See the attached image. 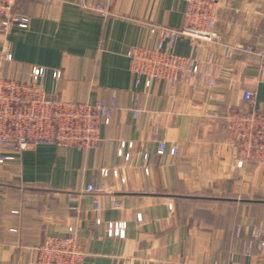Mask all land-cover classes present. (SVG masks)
Returning <instances> with one entry per match:
<instances>
[{
	"label": "crops",
	"instance_id": "obj_1",
	"mask_svg": "<svg viewBox=\"0 0 264 264\" xmlns=\"http://www.w3.org/2000/svg\"><path fill=\"white\" fill-rule=\"evenodd\" d=\"M81 1L104 4L110 13ZM219 1L221 39L202 42L203 67L212 55L213 85L148 88L144 77L133 84L130 50L155 44L151 23L181 27L186 0L21 3L30 24L0 38V75L26 80L33 65H42L49 93L114 100L116 109L94 147L43 144L0 164V264H31L32 245L66 235L69 227L87 251L84 264H264L252 237L254 229L264 234V163L237 165L238 154L225 143L224 115L244 106L245 90L264 108L260 59L234 47L264 48V0ZM175 52L195 56V44L180 39ZM162 140L166 151L159 154ZM122 141L133 143L124 148L128 161L118 153ZM89 183L105 190L89 192ZM106 221H125L124 236L107 235Z\"/></svg>",
	"mask_w": 264,
	"mask_h": 264
},
{
	"label": "built area",
	"instance_id": "obj_2",
	"mask_svg": "<svg viewBox=\"0 0 264 264\" xmlns=\"http://www.w3.org/2000/svg\"><path fill=\"white\" fill-rule=\"evenodd\" d=\"M24 0H0V38L14 27L27 28L30 16L21 10ZM48 2L49 0H43ZM83 7L106 16L109 9L101 3L81 1ZM219 0H186L184 22L175 28L166 24L151 23L149 35L155 44L136 45L131 48L130 70L134 77V86L138 87L141 77L145 78L144 87L153 82H163L172 86L186 83L192 86L205 81L207 86L214 83L212 73V55L207 59L208 65L203 67L204 45L202 42L218 43L221 39L216 28ZM188 38L195 44V56H183L175 52L180 39ZM236 49L259 57V68L264 71V48L253 47L242 43L234 45ZM9 48V47H8ZM7 48V51H8ZM6 58L12 54L6 52ZM46 67L33 65L28 79L19 80L0 75V164L15 159L13 152L36 147L43 144H55L62 147L86 149L100 143L101 127L111 122L116 103H108L104 99L95 101H72L46 91L43 79ZM53 76L59 79L61 71L54 70ZM138 92L133 94L137 99ZM244 106L231 107L224 114L226 118L225 143L238 154V166L248 160H264V108L256 103L255 92H242ZM138 114V111H135ZM215 115V113H211ZM133 143L121 142L119 155L126 161L130 155L124 154V148ZM166 143L159 142L158 153L164 154ZM177 146L170 148L176 154ZM146 155V159H147ZM148 172V166L145 167ZM103 175L109 173L103 168ZM118 176V170L113 169ZM121 180L124 181L122 178ZM104 185L89 183L87 191L101 192ZM97 224L101 219L96 220ZM125 221H106L107 235L124 236ZM240 230V229H238ZM252 237L260 252H264V234L254 229ZM253 240L249 246L253 245ZM34 257L31 264H84L87 251L77 240L73 227H69L66 235H53L42 243L32 245Z\"/></svg>",
	"mask_w": 264,
	"mask_h": 264
},
{
	"label": "rangeland",
	"instance_id": "obj_3",
	"mask_svg": "<svg viewBox=\"0 0 264 264\" xmlns=\"http://www.w3.org/2000/svg\"><path fill=\"white\" fill-rule=\"evenodd\" d=\"M6 52H9V50L7 51V49H6ZM6 52H5V58H6ZM240 158V157H239ZM239 160V159H238ZM249 161V160H248ZM253 161H258V160H253ZM247 162V161H246ZM259 162H262V163H264V160L263 161H259ZM237 163H238V161H237ZM245 164V163H244ZM238 165V164H237ZM260 252V251H259ZM262 253V252H261Z\"/></svg>",
	"mask_w": 264,
	"mask_h": 264
}]
</instances>
